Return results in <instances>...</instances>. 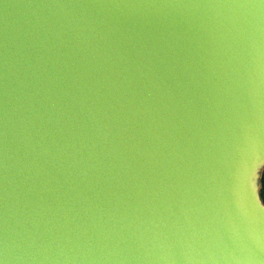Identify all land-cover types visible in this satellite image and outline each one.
I'll list each match as a JSON object with an SVG mask.
<instances>
[{
    "label": "water",
    "instance_id": "water-1",
    "mask_svg": "<svg viewBox=\"0 0 264 264\" xmlns=\"http://www.w3.org/2000/svg\"><path fill=\"white\" fill-rule=\"evenodd\" d=\"M264 0H0V264H264Z\"/></svg>",
    "mask_w": 264,
    "mask_h": 264
},
{
    "label": "trees",
    "instance_id": "trees-1",
    "mask_svg": "<svg viewBox=\"0 0 264 264\" xmlns=\"http://www.w3.org/2000/svg\"><path fill=\"white\" fill-rule=\"evenodd\" d=\"M262 198H263V201H264V177H263V189H262Z\"/></svg>",
    "mask_w": 264,
    "mask_h": 264
}]
</instances>
